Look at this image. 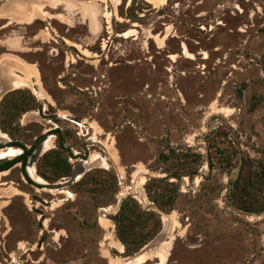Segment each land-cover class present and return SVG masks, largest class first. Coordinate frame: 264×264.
<instances>
[{"label":"rangeland","instance_id":"374dc122","mask_svg":"<svg viewBox=\"0 0 264 264\" xmlns=\"http://www.w3.org/2000/svg\"><path fill=\"white\" fill-rule=\"evenodd\" d=\"M92 1L93 41L0 42V150L33 148L0 171V264H264V0Z\"/></svg>","mask_w":264,"mask_h":264},{"label":"crops","instance_id":"0c3cea01","mask_svg":"<svg viewBox=\"0 0 264 264\" xmlns=\"http://www.w3.org/2000/svg\"><path fill=\"white\" fill-rule=\"evenodd\" d=\"M108 1L109 0H106L105 2L102 0L101 2L107 3ZM110 1L112 2L113 9L116 12L122 0ZM145 1L151 3L153 7H158L162 4L161 2L163 0ZM129 2H133V0H127L126 5H128ZM100 6H102L100 3H95L92 0H0V30L12 28L13 31L12 33L5 34V36L3 35V37L0 38L1 46L8 51H17L23 53H27L26 51L28 50L38 49L40 48L41 44H44L46 42L51 43L52 40L57 41L58 39L54 38L49 31L47 35L45 29L42 28H38L34 33L27 35L24 32L26 28L34 26L37 23L52 20H55L60 24L66 26H73L72 24H74L75 21L78 20V17L83 18L89 31L93 32L91 33V41H93L97 37L98 32L100 31V28L102 26L101 21L98 18V11H100ZM62 10L67 12V14L62 13ZM110 13L111 12L107 11L105 14H103L106 17V23H109L110 21L109 18L112 14ZM129 17L134 21L137 19V17L133 16L131 12L129 14ZM15 27L17 28V30L14 29ZM63 39L65 40L64 42L66 44L76 46L77 48L79 47V44L76 43L75 40L67 38ZM2 56L3 55L0 54V59L2 58ZM18 60L24 67L23 69H25L26 72H20L21 74H19L15 71L11 74L12 82L14 85L13 88H20L21 86L29 87V83H31V89H39V87H42L46 95L39 96L36 94V91L32 89L33 93L49 101L50 97L41 83L40 71L37 68L36 64L27 62L21 58H19ZM49 143L50 139L48 138L43 141V146L45 147V149L48 148ZM14 149L16 150V153L14 155L22 151L21 149ZM28 172L36 182L42 184L45 183V180L35 173V169L33 166H28ZM37 178L42 179V181L36 180ZM58 234L59 232H56L55 237Z\"/></svg>","mask_w":264,"mask_h":264},{"label":"trees","instance_id":"16d2710c","mask_svg":"<svg viewBox=\"0 0 264 264\" xmlns=\"http://www.w3.org/2000/svg\"><path fill=\"white\" fill-rule=\"evenodd\" d=\"M9 145H17V146L22 148L23 152L21 154L17 155L16 157H14L13 159H9V160L1 162L0 163V171L7 170L13 164L21 163V169H22L23 175L26 177V179L30 180L29 177L27 176L24 168L26 166L27 157L29 155H31L33 148L32 147L27 148L23 143H17V142L9 143ZM30 182H32V181H30ZM32 183L35 184L36 186H40V184H38V183H34V182H32ZM125 220H128V217H126ZM129 224L131 226L133 225V223L131 221L129 222ZM127 226L131 227L129 225H127ZM129 233H130L129 229L128 230L125 228L123 229V226H121V228H119L117 230V235L120 238H122L123 240H124V238H126V236H129Z\"/></svg>","mask_w":264,"mask_h":264},{"label":"bare ground","instance_id":"6f19581e","mask_svg":"<svg viewBox=\"0 0 264 264\" xmlns=\"http://www.w3.org/2000/svg\"><path fill=\"white\" fill-rule=\"evenodd\" d=\"M21 82V81H20ZM23 83V82H22ZM28 85V84H27ZM33 89V88H32ZM34 91H37V89H33ZM16 150L12 147H7L5 149L0 150V158H3L5 156H10V155H14L16 152ZM32 174V173H31ZM36 180L38 181H42V179L37 178ZM108 223V222H107ZM109 226V225H108ZM140 257V255H139ZM139 257H137L136 259H139ZM112 262V261H111ZM142 262V261H141Z\"/></svg>","mask_w":264,"mask_h":264},{"label":"water","instance_id":"95a60500","mask_svg":"<svg viewBox=\"0 0 264 264\" xmlns=\"http://www.w3.org/2000/svg\"><path fill=\"white\" fill-rule=\"evenodd\" d=\"M41 141H43V140H41ZM37 150H39V148L37 149ZM40 151V150H39ZM3 159H5V158H1L0 159V162H3ZM8 160V159H7Z\"/></svg>","mask_w":264,"mask_h":264}]
</instances>
